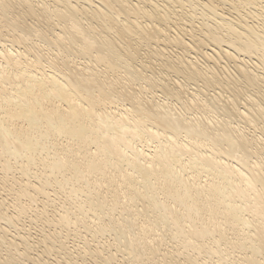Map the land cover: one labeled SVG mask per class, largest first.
Listing matches in <instances>:
<instances>
[{"label":"bare ground","instance_id":"1","mask_svg":"<svg viewBox=\"0 0 264 264\" xmlns=\"http://www.w3.org/2000/svg\"><path fill=\"white\" fill-rule=\"evenodd\" d=\"M0 264H264V0H0Z\"/></svg>","mask_w":264,"mask_h":264},{"label":"rangeland","instance_id":"2","mask_svg":"<svg viewBox=\"0 0 264 264\" xmlns=\"http://www.w3.org/2000/svg\"><path fill=\"white\" fill-rule=\"evenodd\" d=\"M170 11H171L172 13H171ZM188 11H191V9H190L189 7H188V8L185 7L184 12H185V13H188ZM168 13H170L171 16H170ZM168 13H167V15H169V17H170V19H169L168 16H167V18H168V22H169L170 24H171V23H172V24L170 25V24L166 21V22L164 23L166 26H165L164 24H163V25H164V27H165L167 30H170V31H171L169 34H173L172 32L175 31L174 28H173V26H174V25H173V20H174V18H175V16H174L175 12H173L172 9H170ZM172 14H173V17H172ZM196 14H197V16H196ZM171 17H172V19H171ZM195 17H198V18L200 17L198 12L195 13ZM195 17H194V18H195ZM170 20H171V22H170ZM195 20H196L197 23L200 22L199 20H197V18H195ZM167 23H168V24H167ZM197 23H196V26H197ZM198 24H199L198 26H200V23H198ZM167 25H168V26H167ZM172 25H173V26H172ZM198 26H197V27H198ZM169 27H171L174 31H172L171 28L168 29ZM174 33H176V32H174ZM176 35H179L178 32L176 33ZM180 36H181V35H180ZM175 37H176V36H175ZM185 38H187V37H185ZM187 39H188V38H187ZM186 42H188V41H186ZM225 48H226V47L223 46V49H225ZM206 52H208V50H206ZM139 53H140V52H139ZM168 53H169V50H168ZM173 53H174V52H173ZM208 53H209V52H208ZM174 54H175V53H174ZM139 55H140V54H139ZM142 55H143V53H142ZM169 55H170V54H169ZM177 56H179V55H177ZM180 56H181V55H180ZM149 72H150V74H151V73H153L154 71H149ZM211 89H212V90H211ZM210 90H211V91H214L215 89H214L213 87H211ZM215 91H216V90H215ZM188 92H189V91H188ZM216 92L218 93V91H216ZM190 93H192V92L190 91V92H189V95H188L187 97H189V96L191 95ZM223 93H224V92H223ZM223 93H221V95H222V96H223V95L225 96V95H226V94H225L226 92H225L224 94H223ZM218 94H219V93H218ZM27 230H29L28 232H31V233L34 232V233H35V228H30V227H29ZM34 233H33V234H34Z\"/></svg>","mask_w":264,"mask_h":264}]
</instances>
